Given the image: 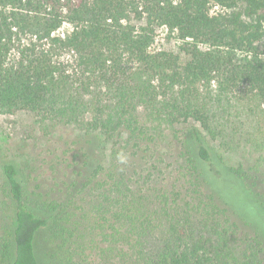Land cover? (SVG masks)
I'll return each instance as SVG.
<instances>
[{
    "label": "trees",
    "instance_id": "obj_1",
    "mask_svg": "<svg viewBox=\"0 0 264 264\" xmlns=\"http://www.w3.org/2000/svg\"><path fill=\"white\" fill-rule=\"evenodd\" d=\"M19 112L41 138L0 158V264H264V0H0Z\"/></svg>",
    "mask_w": 264,
    "mask_h": 264
},
{
    "label": "rangeland",
    "instance_id": "obj_2",
    "mask_svg": "<svg viewBox=\"0 0 264 264\" xmlns=\"http://www.w3.org/2000/svg\"><path fill=\"white\" fill-rule=\"evenodd\" d=\"M222 8L218 5H214L212 12L221 11ZM71 26L64 24V26L59 30L58 33H65L71 30ZM180 45L179 39L176 34L171 32L165 26H159L156 28V38L155 43L152 47L153 50L168 49V50H178ZM34 138H38V142L41 138V133L39 127L36 124L34 115L28 112H19L15 115L1 114L0 113V158L9 155L18 157L20 159H25L24 151L33 148ZM57 138V137H56ZM45 145L47 147L53 148V141H46ZM8 147H12L13 150L8 152ZM35 151V150H32ZM18 155V156H17ZM244 186V185H243ZM256 192L253 194L251 192L248 195L244 192L243 199L246 203H252V198L256 202H260V198H264V178L257 184ZM231 201L238 203V205H243L244 203L240 200V192L237 189L232 188L231 185L223 183L219 188ZM251 197V198H249ZM251 207L247 204L246 210L250 212ZM260 214V213H258ZM263 227V225L261 224Z\"/></svg>",
    "mask_w": 264,
    "mask_h": 264
}]
</instances>
